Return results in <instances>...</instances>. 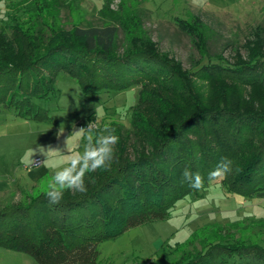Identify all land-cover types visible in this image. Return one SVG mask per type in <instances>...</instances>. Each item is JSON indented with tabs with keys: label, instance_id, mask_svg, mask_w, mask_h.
Returning <instances> with one entry per match:
<instances>
[{
	"label": "trees",
	"instance_id": "trees-1",
	"mask_svg": "<svg viewBox=\"0 0 264 264\" xmlns=\"http://www.w3.org/2000/svg\"><path fill=\"white\" fill-rule=\"evenodd\" d=\"M42 1L7 3L0 28V108H12L25 118H46L37 101L53 93L60 70L79 81L85 96L137 85V102L129 128L114 119L97 124L114 129L119 142L110 166L86 175L85 193L66 191L60 203L52 204L46 190L38 191L26 194L25 202L0 206L1 247L24 251L38 264H96L102 239L165 219L177 200L199 191L182 181L185 168L199 172L205 186L224 157L233 161L231 173L220 179L226 192H264V98L228 99L236 84L264 95V22L244 42V55L234 48V62H206L190 71L160 51L140 15L124 11L129 7L122 0L116 9L104 1L98 9L100 24L76 22L68 28L55 27L51 14L45 24L41 10L47 13L50 5L42 7ZM174 21L199 55L208 56L200 17L175 16ZM208 86L216 91L213 103L202 98ZM237 222L247 230L244 235L231 228ZM240 223L195 229L170 252L177 255L163 257L168 264H264V219ZM206 229L209 241L202 237L199 248H186Z\"/></svg>",
	"mask_w": 264,
	"mask_h": 264
},
{
	"label": "rangeland",
	"instance_id": "rangeland-1",
	"mask_svg": "<svg viewBox=\"0 0 264 264\" xmlns=\"http://www.w3.org/2000/svg\"><path fill=\"white\" fill-rule=\"evenodd\" d=\"M8 1L0 0V28L8 12ZM104 1L69 0L56 7L53 0H43L42 7L47 4L51 7L46 6L47 13L41 10L42 18L45 24H49L54 17L55 27L68 28L76 22L83 26L100 24L98 9ZM109 1L112 9L120 3V0ZM122 1L125 7H129L124 11L131 10L140 15L142 26L156 41L160 51L172 56L190 71H195L206 62H234V48L238 47L244 55V42L252 37L255 26L264 22V0ZM53 5L56 8L54 11ZM47 14L51 17H46ZM196 15L207 29L208 56L199 55L191 37L181 31L174 21L175 16L191 19ZM47 27H44L46 33L49 32ZM191 79L193 84L197 83L196 79ZM138 88L136 85L120 91H100L94 96H85L79 81L60 70L55 77L53 93L47 99L37 101L45 109L46 118H25L16 115L12 108H0V206L19 200L25 202L28 200L26 194L47 190L53 168L62 167L67 161L63 155L45 154L46 159L39 148L47 150L51 146L60 149L62 154L82 151V138H71L66 147L67 138L74 130L80 129L78 123L81 121L95 119L99 125L102 119H114L123 128H129ZM211 89L213 87L208 86L202 90L206 103L214 102L212 95L216 91ZM231 89L228 99L238 100L241 96V99L257 101L264 98L250 86L236 84ZM61 126L64 131L58 135ZM36 157L41 158L42 163L30 167ZM220 179L208 182L198 192L177 200L165 219L152 220L102 239L96 264H168L163 254H170V258L178 254L170 252L195 229L234 220L243 225L251 219H264V192L253 196L228 193L222 188ZM238 224H232L231 228L244 235L247 230L241 229ZM211 236L209 229L201 230L199 238H194V242L186 248L197 249L202 244L200 238L209 241ZM0 264L38 263L24 251L0 246Z\"/></svg>",
	"mask_w": 264,
	"mask_h": 264
},
{
	"label": "clouds",
	"instance_id": "clouds-1",
	"mask_svg": "<svg viewBox=\"0 0 264 264\" xmlns=\"http://www.w3.org/2000/svg\"><path fill=\"white\" fill-rule=\"evenodd\" d=\"M63 131L64 128L61 126L58 135ZM71 138L84 140L82 151L62 154L60 149H54L51 146L47 150L43 147L39 148V152L43 155H63L67 161L64 166L52 170L45 192V196L52 204L60 203L66 191L85 193L87 191L86 175L98 169H107L113 160L115 145L119 142V136L115 134L114 129L108 126H104L102 129L98 128L96 121H90L86 127L74 130L66 140V147H68ZM232 164L231 159L222 158L208 174L209 182L231 173ZM182 181L187 182L189 187L196 190H200L204 186V177L199 172H192L187 168L183 170Z\"/></svg>",
	"mask_w": 264,
	"mask_h": 264
},
{
	"label": "built area",
	"instance_id": "built-area-1",
	"mask_svg": "<svg viewBox=\"0 0 264 264\" xmlns=\"http://www.w3.org/2000/svg\"><path fill=\"white\" fill-rule=\"evenodd\" d=\"M90 121H96V120H95V119H88L87 121H81L80 123H78V127H79V128L86 127ZM41 163H42L41 158L36 157V158L31 162V164H30L29 166H30V167H35V166L40 165ZM27 168H29V167L27 166Z\"/></svg>",
	"mask_w": 264,
	"mask_h": 264
}]
</instances>
